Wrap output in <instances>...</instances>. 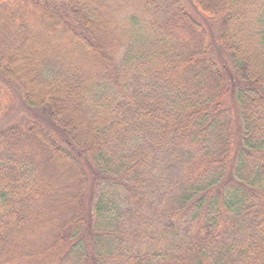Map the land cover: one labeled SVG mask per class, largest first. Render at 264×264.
Segmentation results:
<instances>
[{
	"label": "trees",
	"instance_id": "obj_1",
	"mask_svg": "<svg viewBox=\"0 0 264 264\" xmlns=\"http://www.w3.org/2000/svg\"><path fill=\"white\" fill-rule=\"evenodd\" d=\"M0 264H264V0H0Z\"/></svg>",
	"mask_w": 264,
	"mask_h": 264
}]
</instances>
